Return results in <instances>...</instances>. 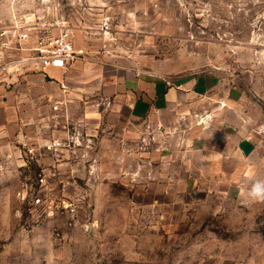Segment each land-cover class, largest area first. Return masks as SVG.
Masks as SVG:
<instances>
[{"label": "rangeland", "instance_id": "rangeland-1", "mask_svg": "<svg viewBox=\"0 0 264 264\" xmlns=\"http://www.w3.org/2000/svg\"><path fill=\"white\" fill-rule=\"evenodd\" d=\"M37 11L68 18L75 50L83 51L75 62L171 84L216 75L243 90L258 151L245 158L243 177L234 182L201 152L190 153V176L160 164L152 130L149 156L141 160L134 142L126 163L117 135L116 151L104 153L111 180H102L96 153L94 180L90 163L73 160L77 183L68 192H82L80 222L62 238L52 220L18 199L19 171L9 173L0 179V264H264V202L244 194L264 180V0H0V29ZM7 60L0 53V66ZM12 75L0 72V85ZM128 164L132 174L125 175Z\"/></svg>", "mask_w": 264, "mask_h": 264}, {"label": "crops", "instance_id": "crops-1", "mask_svg": "<svg viewBox=\"0 0 264 264\" xmlns=\"http://www.w3.org/2000/svg\"><path fill=\"white\" fill-rule=\"evenodd\" d=\"M218 78L190 77L171 84L144 73L109 74L99 65L79 61L67 69L12 75L0 85V163L4 168L0 179L19 171L21 180L26 160L18 143L23 134L37 144L63 138L66 114L81 122L89 151L100 157L103 181L115 176L103 163L104 153L116 151L118 135L126 163L133 156L134 142L140 146L141 160L157 146V162L184 168L190 176L195 166L190 153L201 152L210 163L221 164L226 178L235 182L243 177L245 158L258 151L259 137L249 131L251 119L245 120L243 90ZM57 102L64 103L66 113L53 111ZM101 105L110 108L103 112ZM75 108L80 110L78 115L73 114ZM151 130L156 143L148 149ZM44 160L52 162L49 157ZM127 166L130 170L125 167L124 174H132V164Z\"/></svg>", "mask_w": 264, "mask_h": 264}, {"label": "built area", "instance_id": "built-area-1", "mask_svg": "<svg viewBox=\"0 0 264 264\" xmlns=\"http://www.w3.org/2000/svg\"><path fill=\"white\" fill-rule=\"evenodd\" d=\"M102 28H109L107 20L102 22ZM0 53L11 59L0 66V72L11 69L16 75L51 67L67 69L83 51L75 50L74 28L65 15L37 11L11 27L0 29ZM52 109L66 113L62 102H57ZM63 128L66 133L63 138L40 144L31 142L30 137L23 134L18 147L26 164L22 167L17 195L38 218L52 220L54 233L61 238L79 224L82 205L81 190L75 194L68 192V188L77 183L75 171L65 169L74 168L73 160H76L79 164L90 163L91 180L99 176L97 159L89 151L91 146L81 122L65 114ZM46 157L52 162L47 164ZM3 170L0 163V174Z\"/></svg>", "mask_w": 264, "mask_h": 264}, {"label": "clouds", "instance_id": "clouds-1", "mask_svg": "<svg viewBox=\"0 0 264 264\" xmlns=\"http://www.w3.org/2000/svg\"><path fill=\"white\" fill-rule=\"evenodd\" d=\"M249 200L264 202V180H257L244 192Z\"/></svg>", "mask_w": 264, "mask_h": 264}]
</instances>
